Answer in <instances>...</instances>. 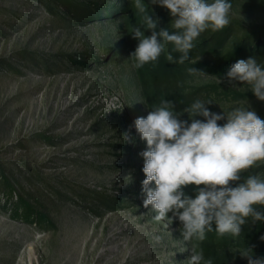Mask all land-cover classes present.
I'll list each match as a JSON object with an SVG mask.
<instances>
[{"label":"rangeland","instance_id":"obj_1","mask_svg":"<svg viewBox=\"0 0 264 264\" xmlns=\"http://www.w3.org/2000/svg\"><path fill=\"white\" fill-rule=\"evenodd\" d=\"M235 1L228 26L238 30L225 44L231 51L264 25V0ZM144 3L156 31L169 28L168 10ZM141 22L134 0H0V264H186L190 245L179 221L166 229L143 207L146 142L134 120L162 99L178 114L199 99L211 101L214 113L249 104L264 118V101L251 85L207 71L189 75L194 63L211 61L202 51L170 62L168 44L158 61L134 69L129 56L139 41L131 32ZM178 95L186 103L178 105ZM20 199L52 224L16 217ZM209 241L199 247L214 260ZM235 242L220 255L235 251Z\"/></svg>","mask_w":264,"mask_h":264},{"label":"clouds","instance_id":"obj_2","mask_svg":"<svg viewBox=\"0 0 264 264\" xmlns=\"http://www.w3.org/2000/svg\"><path fill=\"white\" fill-rule=\"evenodd\" d=\"M152 3L168 10L175 31L166 27L157 32V21L147 14L144 0H134L142 22L132 29L131 35L139 42L129 59L137 70L158 61L168 44L181 55L176 61L168 55L167 60L183 64L203 32L220 31L230 24L229 0ZM147 30L150 35L145 34ZM187 71L193 76L206 75L196 67ZM225 77L229 83L251 85L253 95L264 101V66L255 56L238 59ZM209 104L212 102L197 99L178 114L173 101L162 99L158 105L148 107L146 116L134 120L139 138L146 142V149L140 153L145 177L143 207L150 208L152 219L163 222L166 229L173 221H179L182 239L190 245L186 264H213L199 247L208 232L238 237L249 219L253 224L264 221V211L257 207L264 208V176L243 175L264 164V119L249 104L233 107L227 113H214L206 107ZM185 113L187 120L180 118ZM124 138L130 139L127 134ZM151 184L155 186L150 187ZM189 186L196 189L194 197L185 192ZM260 239L264 241V236ZM155 240L160 243L162 237L155 236ZM239 255L247 264H264V257H255L250 247L240 250Z\"/></svg>","mask_w":264,"mask_h":264},{"label":"trees","instance_id":"obj_3","mask_svg":"<svg viewBox=\"0 0 264 264\" xmlns=\"http://www.w3.org/2000/svg\"><path fill=\"white\" fill-rule=\"evenodd\" d=\"M259 0H247L242 2L245 6L249 7L250 2L255 3ZM229 2L234 5L236 3L235 0H229ZM170 16H165L164 19H169ZM172 22H169V28H167L170 32L173 30L170 28ZM241 26V25H240ZM234 26H228L220 31H212L206 30L203 32L200 37L194 42L195 47L189 52V57H193L197 52L201 51L203 53L208 54L211 57V61H201L198 63H194L193 66L199 70L207 71L213 73L215 75L224 76L226 72L229 70L230 66L235 63L238 59H247L249 57L255 56L258 63L264 66V25L258 27H251V32H245V35L241 41L237 43L234 49L231 51L230 49L225 50L227 44V38L230 35L238 30L234 29ZM225 51V52H224ZM181 53L175 52L172 56L175 59H179ZM189 63V62H188ZM190 65V64H188ZM215 86H210L208 88L209 91L216 90ZM232 96H235V99L246 98V95H243L238 92H231ZM178 105L186 103V100L180 95L177 96ZM191 103V100L188 101ZM264 119V118H262ZM225 121H220L219 123L223 124ZM264 173V165H260L259 167H254L250 172H246L243 175L247 176L252 173ZM262 175V174H261ZM2 179L5 182V188L7 193H12V187L8 180L4 178L2 175ZM2 183V182H0ZM7 184V187H6ZM189 191V195H195V187L189 186L187 187ZM24 202V200L20 199L19 206L23 207V211L20 212L19 207L15 206L12 209V212L19 219L31 220L35 218L38 224L44 226L45 224H52V221L49 220L48 215L42 213H36L35 210L31 209L28 206V203ZM20 207V208H21ZM258 210L264 211V208H260L257 206ZM214 229V226H213ZM261 236H264V221H257L254 224L251 219L243 226V230L238 237H232L231 235L219 236L214 230L207 233V238H209V243L206 244L207 252L214 251L215 255L214 260L216 264H223L224 259H229L231 264H247V260L241 258L239 255V251L245 248H252L253 254L255 257H264V241L260 239ZM235 242V251L222 252L220 255L221 249L229 248L230 241L234 240Z\"/></svg>","mask_w":264,"mask_h":264}]
</instances>
